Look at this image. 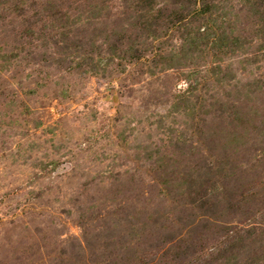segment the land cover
I'll return each instance as SVG.
<instances>
[{
    "label": "rangeland",
    "instance_id": "rangeland-1",
    "mask_svg": "<svg viewBox=\"0 0 264 264\" xmlns=\"http://www.w3.org/2000/svg\"><path fill=\"white\" fill-rule=\"evenodd\" d=\"M0 264H264V0H0Z\"/></svg>",
    "mask_w": 264,
    "mask_h": 264
}]
</instances>
